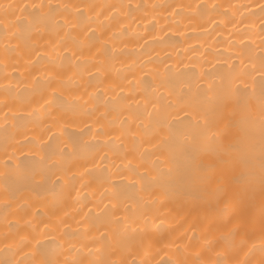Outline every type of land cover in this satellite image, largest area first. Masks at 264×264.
<instances>
[{
    "label": "bare ground",
    "instance_id": "obj_1",
    "mask_svg": "<svg viewBox=\"0 0 264 264\" xmlns=\"http://www.w3.org/2000/svg\"><path fill=\"white\" fill-rule=\"evenodd\" d=\"M0 264H264V0H0Z\"/></svg>",
    "mask_w": 264,
    "mask_h": 264
}]
</instances>
